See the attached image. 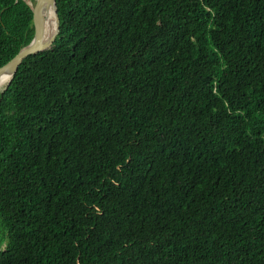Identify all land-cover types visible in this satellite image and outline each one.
Listing matches in <instances>:
<instances>
[{
    "label": "trees",
    "instance_id": "trees-1",
    "mask_svg": "<svg viewBox=\"0 0 264 264\" xmlns=\"http://www.w3.org/2000/svg\"><path fill=\"white\" fill-rule=\"evenodd\" d=\"M57 5L0 91V264H264V0Z\"/></svg>",
    "mask_w": 264,
    "mask_h": 264
},
{
    "label": "water",
    "instance_id": "water-1",
    "mask_svg": "<svg viewBox=\"0 0 264 264\" xmlns=\"http://www.w3.org/2000/svg\"><path fill=\"white\" fill-rule=\"evenodd\" d=\"M33 10L32 18V38L19 52L10 60L0 66V76L6 72L11 73L9 80L2 86L0 82V91L5 90L11 82L14 74L19 69L25 58L29 55L50 49L54 46L56 37L60 31V16L58 12L57 0H36L35 4L27 0ZM47 10L54 12L55 27L50 36H45L44 23Z\"/></svg>",
    "mask_w": 264,
    "mask_h": 264
},
{
    "label": "bare ground",
    "instance_id": "bare-ground-1",
    "mask_svg": "<svg viewBox=\"0 0 264 264\" xmlns=\"http://www.w3.org/2000/svg\"><path fill=\"white\" fill-rule=\"evenodd\" d=\"M55 27V18H54V12L47 10L45 14V23H44V31L45 36H50ZM11 76V73L6 72L0 76V82H2V86L9 80Z\"/></svg>",
    "mask_w": 264,
    "mask_h": 264
},
{
    "label": "rangeland",
    "instance_id": "rangeland-1",
    "mask_svg": "<svg viewBox=\"0 0 264 264\" xmlns=\"http://www.w3.org/2000/svg\"><path fill=\"white\" fill-rule=\"evenodd\" d=\"M30 2H32L33 4H35L36 0H30Z\"/></svg>",
    "mask_w": 264,
    "mask_h": 264
}]
</instances>
